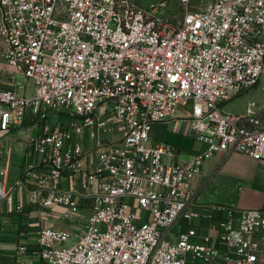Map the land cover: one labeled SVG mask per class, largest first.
Segmentation results:
<instances>
[{"label": "built area", "instance_id": "1", "mask_svg": "<svg viewBox=\"0 0 264 264\" xmlns=\"http://www.w3.org/2000/svg\"><path fill=\"white\" fill-rule=\"evenodd\" d=\"M179 1L183 14L170 17L158 4L136 0H0V83L8 84L0 85V133L23 125L29 111L33 121L55 111L70 116L32 138V146L54 176L70 167L87 177L84 187L67 191L32 189L31 200L74 212L81 208L76 195L93 200L74 243L64 245L67 230L39 229L48 264H264V210L231 211L214 223L228 243L221 251L191 224L199 212L190 196L214 151L264 160L256 101L243 112L225 110L264 73V0H209L198 9ZM180 104L190 105L191 132L207 148L168 162L178 148L154 141L152 130ZM113 117L121 139L108 143L101 132ZM85 129L95 161L81 145ZM182 222L187 229L170 235Z\"/></svg>", "mask_w": 264, "mask_h": 264}, {"label": "crops", "instance_id": "2", "mask_svg": "<svg viewBox=\"0 0 264 264\" xmlns=\"http://www.w3.org/2000/svg\"><path fill=\"white\" fill-rule=\"evenodd\" d=\"M0 85L8 84L1 82ZM252 100L256 101L264 115V73L256 87L225 102V106L230 112H243ZM190 114V105L180 104L171 119L154 124L153 140L169 142L178 148L176 156L165 157L168 162H184L207 148V144L191 132ZM62 120L69 123L72 119L60 113L58 121ZM56 123L51 121L50 116L45 121H33L29 111L23 125H14L9 132L0 133V264H48L40 254L39 229L54 226L69 231L71 237L65 242L68 245L77 241L86 226L92 198L76 195L81 205L77 212L63 204L44 207L31 200L32 189H38L42 194L52 187L67 191L85 186V172L75 173L68 167L54 176L52 164L44 162L41 153L32 146V138ZM119 126V119L111 118L101 132L102 139L108 143L119 141ZM80 141L89 152L90 161H95V141L88 129H85ZM95 188L96 185H91L87 190ZM190 196L192 207L199 212V216L191 219V224L211 234L210 243L224 251L228 243L219 239V231L213 225L228 217L231 211L237 216L244 208L264 210V160L238 151H214L206 157L202 170L192 179ZM187 227L184 222L176 224L172 228L176 229L172 236Z\"/></svg>", "mask_w": 264, "mask_h": 264}, {"label": "rangeland", "instance_id": "3", "mask_svg": "<svg viewBox=\"0 0 264 264\" xmlns=\"http://www.w3.org/2000/svg\"><path fill=\"white\" fill-rule=\"evenodd\" d=\"M208 1L209 0H191L190 7L192 9L201 8ZM136 2L145 7H148L151 3H156L159 5V10L165 15H168L170 17H180L184 11V7L179 0H136ZM2 42H3V33L0 31V47L2 45ZM28 92L33 93V89L30 87ZM228 108H229L228 106H225V110L228 111ZM55 112L57 113L51 112L50 114V119L53 123H56L58 121L60 115V112L58 111ZM146 216H148V214H146ZM172 232L175 233L176 229H172L170 235L173 234ZM64 245L67 244L65 243Z\"/></svg>", "mask_w": 264, "mask_h": 264}]
</instances>
